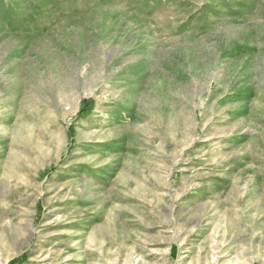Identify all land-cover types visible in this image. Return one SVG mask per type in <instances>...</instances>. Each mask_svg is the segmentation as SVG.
Segmentation results:
<instances>
[{
    "label": "rangeland",
    "instance_id": "1",
    "mask_svg": "<svg viewBox=\"0 0 264 264\" xmlns=\"http://www.w3.org/2000/svg\"><path fill=\"white\" fill-rule=\"evenodd\" d=\"M0 264H264V0H0Z\"/></svg>",
    "mask_w": 264,
    "mask_h": 264
}]
</instances>
